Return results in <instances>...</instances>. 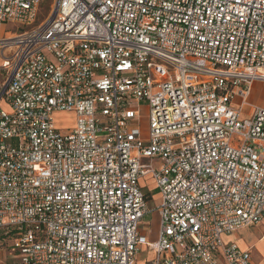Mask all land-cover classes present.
Segmentation results:
<instances>
[{
  "label": "built area",
  "instance_id": "2783aa9c",
  "mask_svg": "<svg viewBox=\"0 0 264 264\" xmlns=\"http://www.w3.org/2000/svg\"><path fill=\"white\" fill-rule=\"evenodd\" d=\"M40 2L0 0V264H251L223 237L264 219V107L233 105L264 0Z\"/></svg>",
  "mask_w": 264,
  "mask_h": 264
},
{
  "label": "rangeland",
  "instance_id": "374dc122",
  "mask_svg": "<svg viewBox=\"0 0 264 264\" xmlns=\"http://www.w3.org/2000/svg\"><path fill=\"white\" fill-rule=\"evenodd\" d=\"M53 1L54 0H41L39 10H38V14L36 17V25L39 24L41 21H43L48 16V14L52 8ZM21 29H22V27L19 25L17 26V25L11 24V23L3 24L0 28V40L6 39L11 33L17 32L18 30H21ZM140 110H141V119L138 121V126L140 128L142 136L147 137L149 129H148V124L146 123V119H145L147 109H146V105L144 103L140 104ZM52 120H53L54 126L58 129V132L60 134H68L70 132L71 128L73 127L74 123H75V116L72 113L60 112V113L53 114ZM139 186H140L141 191L144 194H146L148 197H150V199L148 200V203H147L148 204L147 208L149 210H152L153 209V203L158 198V195L154 191V186L152 184V180H151L150 176L142 178L139 181ZM154 221H155V217L153 216L152 213H150L147 216H145V218L142 220V224L143 223H152L151 230H154L156 228V223H154ZM263 230H264L263 227H258V225H257V226H255V228H250L247 231L249 233L248 235L246 234L247 232H244V231L240 232L236 235L238 238H241L247 242L250 240L252 241L254 239L260 238L261 235L263 234ZM152 240H154V237H152ZM8 243L9 242L7 240V242L5 243L6 246L8 245ZM261 245H263V244H261ZM256 250H258V249L256 248ZM148 257H149V255H147V258ZM261 260H264V258Z\"/></svg>",
  "mask_w": 264,
  "mask_h": 264
},
{
  "label": "crops",
  "instance_id": "0c3cea01",
  "mask_svg": "<svg viewBox=\"0 0 264 264\" xmlns=\"http://www.w3.org/2000/svg\"><path fill=\"white\" fill-rule=\"evenodd\" d=\"M234 100L235 101L233 102V105L241 106L244 113H248L254 107H264V82L253 83L244 102H241L239 98H235ZM255 226H251L246 229L239 230L229 236H225L223 237V241L225 244H234L239 249L248 251L250 254L251 264H264V260H261L264 258V230L260 238L247 242L241 238H238L236 235L243 231L247 232L250 228H255ZM258 227L264 228V219L258 224ZM246 234L248 235L249 233L247 232ZM256 248L258 250H256ZM216 261L217 264H226L220 254L217 255Z\"/></svg>",
  "mask_w": 264,
  "mask_h": 264
}]
</instances>
